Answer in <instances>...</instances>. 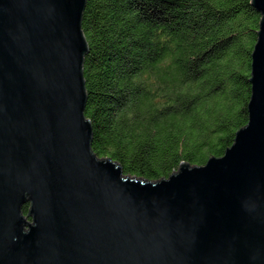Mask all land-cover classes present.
Here are the masks:
<instances>
[{
  "label": "water",
  "instance_id": "water-1",
  "mask_svg": "<svg viewBox=\"0 0 264 264\" xmlns=\"http://www.w3.org/2000/svg\"><path fill=\"white\" fill-rule=\"evenodd\" d=\"M85 3L0 0V264H264V0L247 125L155 183L91 152Z\"/></svg>",
  "mask_w": 264,
  "mask_h": 264
},
{
  "label": "trees",
  "instance_id": "trees-1",
  "mask_svg": "<svg viewBox=\"0 0 264 264\" xmlns=\"http://www.w3.org/2000/svg\"><path fill=\"white\" fill-rule=\"evenodd\" d=\"M260 20L250 0H86L94 156L152 183L222 158L248 123Z\"/></svg>",
  "mask_w": 264,
  "mask_h": 264
}]
</instances>
